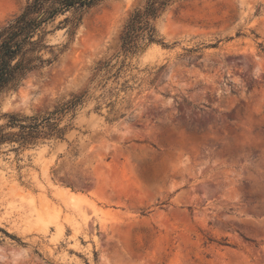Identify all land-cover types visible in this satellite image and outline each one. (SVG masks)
Wrapping results in <instances>:
<instances>
[{
    "label": "rangeland",
    "instance_id": "obj_1",
    "mask_svg": "<svg viewBox=\"0 0 264 264\" xmlns=\"http://www.w3.org/2000/svg\"><path fill=\"white\" fill-rule=\"evenodd\" d=\"M144 1L57 15L0 91V264H264V0L174 1L123 53Z\"/></svg>",
    "mask_w": 264,
    "mask_h": 264
},
{
    "label": "trees",
    "instance_id": "obj_2",
    "mask_svg": "<svg viewBox=\"0 0 264 264\" xmlns=\"http://www.w3.org/2000/svg\"><path fill=\"white\" fill-rule=\"evenodd\" d=\"M101 0H30L26 2L21 13L6 27L0 30V91L13 84L26 73L50 64L51 60H44L37 54L42 49H48L44 43L46 32L43 25L53 20L57 15L69 10L83 12ZM177 0H145L143 5L136 9L128 19L121 37L120 51L135 53L142 41L158 42L155 39L153 22L166 6ZM79 96H73L42 120L31 125H18L21 132L17 134L23 142H28L39 136L59 134L57 125L52 122L54 113H62L66 109L75 107ZM11 124H16L10 116ZM36 119V118H35ZM45 129L48 131H40ZM6 135H0V141Z\"/></svg>",
    "mask_w": 264,
    "mask_h": 264
}]
</instances>
